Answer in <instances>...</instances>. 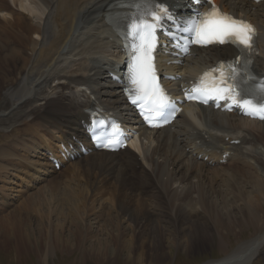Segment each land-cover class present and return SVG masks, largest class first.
<instances>
[{
	"label": "bare ground",
	"instance_id": "1",
	"mask_svg": "<svg viewBox=\"0 0 264 264\" xmlns=\"http://www.w3.org/2000/svg\"><path fill=\"white\" fill-rule=\"evenodd\" d=\"M112 1L0 0V65L3 67L0 131H4V138L13 135L11 140L1 139L0 214L8 209L13 210L24 198L31 197L29 201L32 203L41 192L46 191L48 194L46 188L57 184L48 181L53 176L58 179L60 175L67 174L64 172L67 167L57 173L53 165V157L61 161L68 157L58 151V146L53 143L55 137L52 129L60 128L70 118L77 120L81 117L76 108H89L94 101L99 100L104 105L108 103L109 108L127 111L132 124L138 126L140 123L127 110L118 84L112 82L110 72L105 71L107 65L103 63L116 60L118 56V44L107 22ZM218 2L234 12H242L259 26L261 54L254 68L263 77L264 1L246 5L233 0ZM193 51L195 55L187 58L184 65L177 68V72L176 68L171 70L182 75L181 82L192 79L219 60L238 55L230 46ZM79 125L75 129L82 127L81 121ZM137 136L123 152H94L86 157L90 166L88 170H108L106 178L114 179L118 186L114 185L113 192L117 198H122L124 189L133 191L128 183V173L132 171V178L137 175L142 177L140 167L145 169L147 166L146 170L150 173L145 171V178L151 183L155 181L162 191L163 194L158 191L157 206L164 205L162 208L166 209L164 214L167 218L175 219L182 226L183 219L190 217L194 219L191 229H204L207 225L195 220L203 214L213 220L212 229L247 228L255 231L250 240L240 243L231 252L226 243L220 242V249L225 252V256L206 264H249L253 261L264 249V122L242 118L235 113L221 114L187 106L171 127L154 132L140 126ZM70 140H73L72 136L66 139V143ZM233 141L240 143L235 144ZM260 144L263 147L260 152L254 151L253 147ZM138 158H141V163ZM117 165H120V170L115 176ZM170 167H173L172 170ZM21 179L22 189L14 191L12 185ZM236 181L241 186L236 184L238 193L235 194L238 195L230 196V200L229 194L222 193L220 188L223 186L224 189ZM139 182L143 184L142 179ZM176 183H186L187 186L174 189ZM134 203L136 200L121 201L120 212L109 222L107 229H126L120 221L121 213H152L153 207L149 201L139 199L136 205L138 210L132 208ZM92 206L94 213L89 215L92 220L90 229H98L95 224L99 223L100 228L105 229L101 227V221H96L99 217L94 202ZM70 212L80 214L81 209L76 205ZM234 213L241 216L240 222ZM230 216H234L235 222ZM135 218L143 219L137 214ZM5 221H0V234L2 229H9ZM19 221L15 219L9 223L12 231L9 229L4 234L9 241L4 245L5 248L0 247L1 252L6 250L14 257L29 255L27 239L22 237V229L18 228ZM160 226L159 223L158 227L162 229ZM60 240L59 237L58 246ZM49 249L46 248L43 253L37 252L38 259L44 257L47 260ZM141 260L140 263L143 262Z\"/></svg>",
	"mask_w": 264,
	"mask_h": 264
},
{
	"label": "rangeland",
	"instance_id": "2",
	"mask_svg": "<svg viewBox=\"0 0 264 264\" xmlns=\"http://www.w3.org/2000/svg\"><path fill=\"white\" fill-rule=\"evenodd\" d=\"M1 68L3 67L0 65V87L3 81ZM3 134L4 131L1 130L0 146H2L1 139L11 140L13 137L10 134L8 135L9 138L8 136L4 138ZM18 135L22 134L19 133ZM259 146L255 145L253 150L260 152V149L263 147L261 144ZM82 160L73 163L71 166L69 165L70 167L64 170L67 174L60 175L58 179H55L56 177L53 176L48 183L55 181L57 184L46 188L48 194L46 191L38 194L34 202L32 201L33 204L29 201L31 197L24 198L20 205H15L13 210L8 209L3 214H0V221L6 220V227L9 226L11 231L9 223L15 219L20 220L18 228L22 229V237L27 239L29 247V255L27 254V256L23 257H14L13 254L9 255L8 251L4 250L1 252L0 250V264H206L213 260H220L225 256V252H222L220 249V242L226 243L228 250L231 252L240 243L250 240L255 234L253 229L247 228L212 229L213 220L208 219L203 214L196 217L197 219L195 220L205 223L207 228L191 229V226L194 227V219L190 217L183 219L185 221L181 226L175 222V219L165 216L164 213L167 211L165 208H162L164 205L162 207L157 206L158 201L156 197L162 191H160L155 181L151 183L145 178L144 172L147 171V166L143 169L138 164L141 172H143L142 177L137 175L138 180L136 179L137 177L132 178V171H127L129 172L127 176H129L130 180H128V183L133 187V191L131 189H124L123 192L125 194H123L122 198H117L116 193H114V185L116 184L114 179L108 180L106 178L108 170L105 172L99 169L88 170L90 168L88 159L85 157ZM138 161L141 163V158H138ZM119 168L120 165H117L115 176H118ZM172 168L170 167V170ZM147 173L150 172L147 171ZM114 175L111 176L115 177ZM108 178L111 177L108 175ZM141 179L143 180L144 187L139 182ZM21 182L22 179L15 181V184L12 185L14 191H16L15 189H22L23 185H21ZM69 182L71 183L69 184ZM185 184L180 185V183H176L173 185V188L180 187L182 189L187 186ZM236 184L239 185L236 181L231 183L232 186H226L224 189L222 188L223 186L220 188L222 193L229 194L230 200L232 196L238 195L235 194L238 193L235 187ZM53 186L56 189H53ZM245 190L247 191L248 189ZM44 193L47 194L45 197L43 196ZM139 199L149 201L152 204V213L146 215L141 214V212L121 213L120 221H122V226L126 229H107L109 222L114 220L119 214L121 201L136 200V204L134 203L132 208L137 209L136 205ZM92 202L96 205L99 217L97 218L98 220H95L101 221V227L105 229L100 228V223L95 224L98 229H90L92 220L90 221L89 215L94 213L92 211ZM49 203L52 207H50ZM76 205L81 209L80 214L70 212ZM168 209L172 211V209ZM117 212L118 214H116ZM10 213H13L15 216L12 214V217L9 215ZM135 214L140 215L143 219L137 220ZM160 214L164 216L162 217ZM234 214L238 215L237 213ZM14 217H18L19 219ZM66 217L67 219H65ZM101 217L102 219H100ZM236 217L237 221L240 222L241 216L238 215ZM230 219L235 222L234 216H230ZM159 223L162 229L158 227ZM112 224L114 225V223ZM116 224L117 221L115 222ZM182 227L184 228L182 229ZM2 230V235L0 234V247L5 248L4 245L8 243L9 238L4 234L8 230ZM252 232L254 233L251 235ZM219 236L222 237V240ZM59 237L61 240L58 246ZM46 248H50L47 260L44 257L38 259L36 256L37 252L43 253ZM141 258L143 259L141 260ZM140 260L143 262L140 263ZM249 264H264V249Z\"/></svg>",
	"mask_w": 264,
	"mask_h": 264
},
{
	"label": "snow or ice",
	"instance_id": "3",
	"mask_svg": "<svg viewBox=\"0 0 264 264\" xmlns=\"http://www.w3.org/2000/svg\"><path fill=\"white\" fill-rule=\"evenodd\" d=\"M127 3V20L130 35L133 39V65L129 74L131 102L137 104L145 114V119L152 120V115L161 117L163 122L178 110L174 102H170L159 86L155 72L154 52L158 33L164 30L166 23L188 34V41L183 50L188 51L191 44L207 46L209 44H231L244 56V63L220 65L203 74L197 87L193 89L195 96L189 99H200L207 103L208 99L231 100L242 107L247 114L264 119V84L259 91L245 85L250 73L244 71L250 62L249 53L256 48V29L248 21L238 15L228 14L215 6L213 0H195L198 5L209 7L208 12L197 9L192 16L180 21L177 25L175 16L166 5L165 0H125ZM227 68V71H225ZM251 96L252 99L246 98ZM259 100V103H254ZM155 126V125H154ZM112 143L108 141L104 146Z\"/></svg>",
	"mask_w": 264,
	"mask_h": 264
}]
</instances>
